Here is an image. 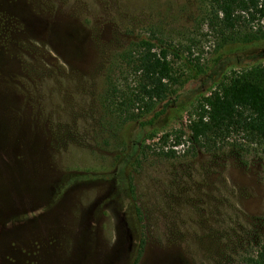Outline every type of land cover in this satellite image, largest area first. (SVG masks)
Returning <instances> with one entry per match:
<instances>
[{
    "label": "rangeland",
    "instance_id": "374dc122",
    "mask_svg": "<svg viewBox=\"0 0 264 264\" xmlns=\"http://www.w3.org/2000/svg\"><path fill=\"white\" fill-rule=\"evenodd\" d=\"M149 30L194 40L202 73L175 62L166 118L111 137L105 69ZM255 65L264 42L217 50L195 0H0V264H247L264 243V146L231 134L196 151L183 131L200 96ZM165 134L174 157L131 171L133 146Z\"/></svg>",
    "mask_w": 264,
    "mask_h": 264
},
{
    "label": "trees",
    "instance_id": "16d2710c",
    "mask_svg": "<svg viewBox=\"0 0 264 264\" xmlns=\"http://www.w3.org/2000/svg\"><path fill=\"white\" fill-rule=\"evenodd\" d=\"M195 4L198 21L211 34L217 50L264 42V0H195ZM189 44H175L158 31L149 30L147 36L130 40L110 58L98 104L105 121L101 127L110 131L111 137L129 124L145 129L166 118L184 82L174 63L182 61L196 76L202 73L193 64L194 40ZM183 132L196 151L215 147L231 134L264 146V65L249 67L215 83L196 101ZM168 137L165 134L160 139L161 146L143 142L133 146L134 155L128 162L131 171L140 168L150 153L173 158L174 152L163 148ZM174 145H180L177 136ZM127 180L125 190L130 201L133 187L131 179ZM134 211L132 219L136 221L140 213ZM247 264H264V243Z\"/></svg>",
    "mask_w": 264,
    "mask_h": 264
}]
</instances>
